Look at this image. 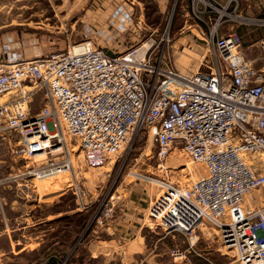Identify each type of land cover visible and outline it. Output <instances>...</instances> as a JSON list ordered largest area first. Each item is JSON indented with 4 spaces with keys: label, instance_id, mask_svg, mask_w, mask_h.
<instances>
[{
    "label": "built area",
    "instance_id": "2783aa9c",
    "mask_svg": "<svg viewBox=\"0 0 264 264\" xmlns=\"http://www.w3.org/2000/svg\"><path fill=\"white\" fill-rule=\"evenodd\" d=\"M190 14L210 52V72L175 69L169 34L161 46L151 33L115 55L96 43L90 28L82 41L37 58L0 45V138L6 131L20 135L15 158L43 157L23 172L0 177V188L75 174L73 156L98 167L148 128L160 160L177 148L207 169L186 188L163 184L150 219L165 233L189 239L211 225L238 264H264V204L252 211L243 206L248 193L264 187V69L249 60L236 31L242 26L250 37L261 33L264 53V16L245 13L242 0H191ZM120 17L121 29L137 23L131 14ZM37 95L42 106L34 112ZM114 202L112 194L94 219L97 227L112 216ZM186 255L171 250L174 261Z\"/></svg>",
    "mask_w": 264,
    "mask_h": 264
},
{
    "label": "rangeland",
    "instance_id": "374dc122",
    "mask_svg": "<svg viewBox=\"0 0 264 264\" xmlns=\"http://www.w3.org/2000/svg\"><path fill=\"white\" fill-rule=\"evenodd\" d=\"M189 2L191 4V0ZM188 4V0H168V6L162 4L161 8L159 0H135L136 27L146 29L145 34L150 32L142 37L137 34L133 45L154 33L161 46L163 35L169 34L173 42L169 61L179 72H210L211 55L205 43L199 40L198 23L191 14L188 16ZM242 5L245 13L264 16V0H242ZM49 14V6L39 0H0V35H9V44L30 45L33 50L41 51V55L49 54L47 48L51 43L60 44L63 50L68 44L65 38L68 24L62 27V37H57L60 36L56 33L58 30H53L56 21ZM182 27H185L184 34L179 32ZM236 31L243 35V49L249 60L257 68L264 69V60H261L264 53L258 44L262 34L250 37L242 26ZM224 32L228 33L226 28ZM41 106L42 96L37 95L34 112ZM20 139L18 133L10 131L0 138V177L23 172L26 166H33L43 159L15 158L12 150ZM67 139L70 141L72 138ZM72 141L74 146L76 142ZM73 162L75 174L61 172L47 179H26L0 188V212L2 207L9 224L30 221L31 218L39 221L40 236L44 240L41 254H57L60 260L55 264H77L72 255L81 244L85 249L98 243L112 249L113 246L123 247L125 251L141 227L147 244L144 260L118 257L117 250H114L112 254H105L103 259L92 260L88 264H188L187 260L174 261L171 256L174 248L187 251V255L190 249L192 257L205 256L211 262L197 264H238L235 252L221 247L218 232L211 225L201 226L193 239H189L181 233H165L150 219L149 207L164 190L163 184L186 188L205 177L207 169L203 163L192 161L177 148L160 160L157 143L148 128L132 136L120 152L109 155L98 167L86 166L78 156H73ZM112 194L115 195L112 216L103 227H97L94 219ZM263 204L264 187L248 193L243 206L245 210L252 211ZM56 241L59 244L53 246ZM191 244L192 248L189 247Z\"/></svg>",
    "mask_w": 264,
    "mask_h": 264
},
{
    "label": "crops",
    "instance_id": "0c3cea01",
    "mask_svg": "<svg viewBox=\"0 0 264 264\" xmlns=\"http://www.w3.org/2000/svg\"><path fill=\"white\" fill-rule=\"evenodd\" d=\"M49 6V17L54 18L56 24L53 30L62 37L61 33L63 25L68 24L66 29L68 48L74 43H78L88 37V29L94 32L96 43L105 48L111 54H122L130 49L133 45L134 38L146 36L144 33L146 29L136 27V24L129 25L126 29L119 28L122 22L124 13L136 17L135 0H39ZM160 7L168 6V0H159ZM188 3L190 4L189 0ZM186 5L188 9V16L190 15V5ZM120 13V14H119ZM60 23V24H59ZM185 27H182L179 32L186 33ZM196 30L198 28L196 27ZM54 31V32H55ZM111 34L109 41L105 36ZM98 34H101L97 37ZM138 34V35H137ZM9 35H0V45L9 44ZM199 40H201L199 38ZM190 41V39L188 40ZM202 41V40H201ZM14 52L21 53L26 58L42 57L41 51L33 50L30 45L10 44ZM62 49L60 44L51 43L47 48L51 53L53 51H60ZM63 49V50H64ZM47 55V54H46ZM175 69H177L174 66ZM178 70V69H177ZM40 223L34 221L33 218L24 222L20 221L16 224H9L5 214L0 212V264H51L56 260H60L58 255L45 256L41 254V246L43 239H41L39 232ZM142 227L138 230L133 238L129 241V248L123 250V247H104L97 244H90L86 249L81 244L76 252L72 255L77 264H88L89 261L103 259L105 254L116 251V256H124L128 260L145 259L147 253V244L145 236L141 232ZM54 243V244H53ZM53 246H57L58 241L53 242ZM128 244V243H127ZM190 248L193 244L189 245ZM194 251V250H193ZM192 252L189 249L186 259L188 264H197V262L211 263L205 256L192 257ZM196 252H194V255ZM198 255V254H197ZM114 259V256H112ZM193 259V261L191 260ZM121 260V259H119ZM142 260V261H143ZM111 262H113L111 260Z\"/></svg>",
    "mask_w": 264,
    "mask_h": 264
},
{
    "label": "bare ground",
    "instance_id": "6f19581e",
    "mask_svg": "<svg viewBox=\"0 0 264 264\" xmlns=\"http://www.w3.org/2000/svg\"><path fill=\"white\" fill-rule=\"evenodd\" d=\"M254 156H255V155H252V157H254ZM244 157H245V159H248V156H247V155H245Z\"/></svg>",
    "mask_w": 264,
    "mask_h": 264
},
{
    "label": "trees",
    "instance_id": "16d2710c",
    "mask_svg": "<svg viewBox=\"0 0 264 264\" xmlns=\"http://www.w3.org/2000/svg\"><path fill=\"white\" fill-rule=\"evenodd\" d=\"M55 263H56V261L52 262L51 264H55Z\"/></svg>",
    "mask_w": 264,
    "mask_h": 264
}]
</instances>
